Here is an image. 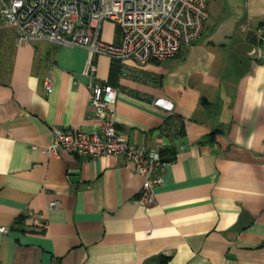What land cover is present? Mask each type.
<instances>
[{"label": "crops", "instance_id": "1", "mask_svg": "<svg viewBox=\"0 0 264 264\" xmlns=\"http://www.w3.org/2000/svg\"><path fill=\"white\" fill-rule=\"evenodd\" d=\"M207 8L200 38L172 58L97 55L93 78L86 48L18 45L0 23V264H264V63L236 50L249 31L264 36V0ZM109 23L100 37L118 43ZM93 81L118 90L127 141L172 159L153 204L122 155L43 151L56 128L98 131Z\"/></svg>", "mask_w": 264, "mask_h": 264}, {"label": "built area", "instance_id": "2", "mask_svg": "<svg viewBox=\"0 0 264 264\" xmlns=\"http://www.w3.org/2000/svg\"><path fill=\"white\" fill-rule=\"evenodd\" d=\"M208 17L207 0H0V23L14 30L18 45L46 40L84 47L88 58L83 73L90 78L96 72L97 55L120 61L132 59L141 65L172 58L200 38ZM106 21L119 28L118 43L101 39ZM258 42L254 55L261 60L264 36L259 35ZM44 88L46 93L52 91L49 75L44 78ZM88 88L98 131L56 128L52 144L43 151L49 156H59L60 151L95 158L122 155L143 179L139 201L153 204V188L163 184L162 171L169 162L163 161L158 149L130 143L118 132L112 107L118 93L115 87L93 81ZM49 205L57 207L58 203ZM9 230L0 226V240Z\"/></svg>", "mask_w": 264, "mask_h": 264}, {"label": "water", "instance_id": "3", "mask_svg": "<svg viewBox=\"0 0 264 264\" xmlns=\"http://www.w3.org/2000/svg\"><path fill=\"white\" fill-rule=\"evenodd\" d=\"M259 35L254 31H249L243 41L238 43L236 50L245 54H252L255 47L258 44ZM261 62L264 63V58H261Z\"/></svg>", "mask_w": 264, "mask_h": 264}, {"label": "rangeland", "instance_id": "4", "mask_svg": "<svg viewBox=\"0 0 264 264\" xmlns=\"http://www.w3.org/2000/svg\"><path fill=\"white\" fill-rule=\"evenodd\" d=\"M105 23H109V22H105ZM113 26L114 25L112 23H109V24L104 26L105 35H107V36L110 35V33L113 30ZM0 29H2V24H0ZM105 38H106V36H105ZM109 39H110V37H109Z\"/></svg>", "mask_w": 264, "mask_h": 264}, {"label": "trees", "instance_id": "5", "mask_svg": "<svg viewBox=\"0 0 264 264\" xmlns=\"http://www.w3.org/2000/svg\"><path fill=\"white\" fill-rule=\"evenodd\" d=\"M160 155H161L163 161L170 162V161L172 160V159L165 158V157L163 156V150H160Z\"/></svg>", "mask_w": 264, "mask_h": 264}]
</instances>
